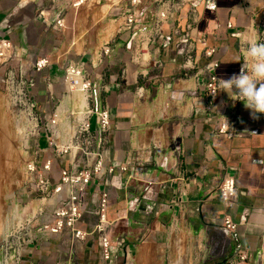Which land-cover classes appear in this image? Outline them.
<instances>
[{
    "label": "crops",
    "instance_id": "0c3cea01",
    "mask_svg": "<svg viewBox=\"0 0 264 264\" xmlns=\"http://www.w3.org/2000/svg\"><path fill=\"white\" fill-rule=\"evenodd\" d=\"M79 1L0 0V39L10 40L31 62L60 46L66 52L71 48L69 39L62 37L66 29H54V19L59 15L65 16V21L78 17L83 5H76ZM115 9L111 13L113 40L117 34ZM199 12V31L206 35V47L218 49V78L228 80L238 75L239 39H256L249 28L264 26V0H217L215 11L204 10L201 4ZM186 17L183 11L177 25L184 27ZM150 20L149 16L145 18ZM228 22L241 37L231 36L225 27ZM244 29L248 31L243 34ZM125 39H117L111 59L114 77L128 61L123 49ZM185 42L180 38L167 47L161 73L140 82L145 89L143 99L124 95L117 88L107 97L113 123V165L133 164L130 172L115 171L109 190V217L115 221L116 237H122L125 245L105 263L96 239L89 237L79 245L78 264H223L241 248L249 251L250 264H262L264 114L253 116L244 103L231 100L224 91L212 105L200 83L193 78L180 79L177 43ZM203 48L198 44L199 52ZM227 112L241 115L238 130L242 136H216ZM253 118L258 120V128L250 134ZM135 167H142V172H135ZM226 174L236 177L238 197L231 208L216 195ZM130 175L135 180L129 183ZM128 183L134 189L132 194H128ZM226 216L238 225L235 233L221 228ZM85 219L84 228L90 230L96 223L91 209H86ZM57 242L59 238L50 246L29 248L22 264H57Z\"/></svg>",
    "mask_w": 264,
    "mask_h": 264
},
{
    "label": "built area",
    "instance_id": "2783aa9c",
    "mask_svg": "<svg viewBox=\"0 0 264 264\" xmlns=\"http://www.w3.org/2000/svg\"><path fill=\"white\" fill-rule=\"evenodd\" d=\"M85 2L80 0L76 5ZM201 4L204 10L217 8V0H122L114 12L117 36L113 47L111 42L105 43L85 59L54 61L50 56L58 51L56 48L49 55L28 62L23 60L19 47L10 40L0 39V63L10 66L4 89L24 157L19 196L12 205L13 214L6 215L4 224L6 229L13 224L16 235L17 231L19 234L24 231L23 226L31 227L29 234L17 238L18 258L38 243V237L43 240L38 247L50 245L55 238L62 239L69 257H76L75 248L89 237L96 239L105 263L112 260L116 250L122 251L124 239L116 237L115 221L109 217V190L113 188L115 171L130 172L133 164L113 165L110 153L113 123L107 97L117 88L124 95L143 99L145 89L140 82L161 73L164 50L183 38L185 44L177 43L180 79H195L214 105L223 94L218 91L220 60L218 49L206 47V35L200 34ZM183 11L187 19L185 26L180 27L176 20ZM148 16L149 22L145 21ZM53 24L54 29H63V15L56 17ZM225 27L231 36L241 37L232 22ZM249 32L257 40H264V26L249 28ZM123 37L128 61L121 66L118 77H114L111 59L117 50V39ZM243 40L242 37L238 42L241 57L238 74L243 63ZM198 44L204 46L200 52ZM241 120L240 114L227 112L216 129V136H242L243 132L238 130ZM257 126L258 120L253 118L249 133L255 134ZM134 169L139 173L143 170ZM134 180V175L128 177L129 183ZM129 183L127 191L132 194L134 189ZM216 195L226 207H233L238 197L236 177L226 174ZM86 209H91L96 218L90 230L84 228ZM221 228L235 233L238 225L226 216ZM261 263H264V246ZM223 264H250L249 251L241 248Z\"/></svg>",
    "mask_w": 264,
    "mask_h": 264
},
{
    "label": "rangeland",
    "instance_id": "374dc122",
    "mask_svg": "<svg viewBox=\"0 0 264 264\" xmlns=\"http://www.w3.org/2000/svg\"><path fill=\"white\" fill-rule=\"evenodd\" d=\"M113 6H119V3H113V0H90L85 2L78 9L80 13L82 12L78 17L74 16L65 21L64 28L66 30L62 34V37L64 40L69 39L71 48L65 52L60 46L58 51L50 57L54 61L57 59L59 62L66 59L73 60L86 56L90 57L103 44L112 43L115 29V27L113 28V16H111V13L113 14V10L115 9ZM23 60L28 61L29 59L24 58ZM14 65L16 64L11 66ZM7 67L10 66L0 63V264H22L26 254L22 253L23 255L20 258L17 257V238L25 237L29 234L28 232H30L31 227L23 226L24 231L20 234L17 231L18 234L16 235V233L13 234L15 232L13 224L9 225L7 229L4 224L6 215L8 213L13 214L14 208H12V205L16 203L15 200L19 196L17 192L21 188L24 160L23 153L20 150L18 129L16 128L12 111L8 107L4 89ZM37 240L38 243H35L31 247L38 246L43 241L40 240V237ZM52 244L53 240L50 245ZM56 246L58 251L56 255L57 264H63V262L68 260H72V264H78V257H69V251H64L62 239H60V243L57 242ZM77 250L75 248V252H78ZM27 261L29 262L30 260L27 259Z\"/></svg>",
    "mask_w": 264,
    "mask_h": 264
},
{
    "label": "clouds",
    "instance_id": "9594fccd",
    "mask_svg": "<svg viewBox=\"0 0 264 264\" xmlns=\"http://www.w3.org/2000/svg\"><path fill=\"white\" fill-rule=\"evenodd\" d=\"M243 63L238 75L220 81V89L233 100H239L251 114H264V40H243ZM235 90V91H234Z\"/></svg>",
    "mask_w": 264,
    "mask_h": 264
}]
</instances>
